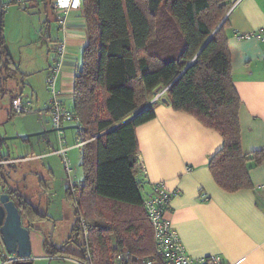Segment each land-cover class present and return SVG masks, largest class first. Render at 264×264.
I'll return each instance as SVG.
<instances>
[{"label": "trees", "instance_id": "obj_1", "mask_svg": "<svg viewBox=\"0 0 264 264\" xmlns=\"http://www.w3.org/2000/svg\"><path fill=\"white\" fill-rule=\"evenodd\" d=\"M39 1L48 6L47 0ZM81 2L88 42L69 110L80 123L84 180L78 185L79 193L69 192V198L77 218L84 217L88 235L80 242L75 226L72 239L79 244V253L66 244H48L46 251L77 257L86 264H116L121 249L136 257L155 253L154 230L141 194L136 128L156 117L157 102L145 107L156 89L164 90L161 100L167 98L174 110L194 115L221 134L223 145L210 157L209 167L223 190L254 187L249 163L262 164L264 149L244 153L241 146L240 98L227 37L228 0ZM58 42L63 41L55 45ZM18 74L20 69L8 53L2 18L0 100L8 79ZM11 158L0 153V160ZM6 166L10 167L0 163V186L8 180L11 168ZM2 189L15 196L30 226L36 218H46L17 189L6 185Z\"/></svg>", "mask_w": 264, "mask_h": 264}, {"label": "crops", "instance_id": "obj_2", "mask_svg": "<svg viewBox=\"0 0 264 264\" xmlns=\"http://www.w3.org/2000/svg\"><path fill=\"white\" fill-rule=\"evenodd\" d=\"M228 2L230 27L227 29V37L232 57L233 82L240 98L241 146L244 153H252L264 149V42L255 38L240 39L238 35L264 27V0ZM13 5L18 7L14 8ZM47 5L45 6L43 1L37 4L36 0H24L21 5L15 3V0H2L3 35L8 53L20 69L17 76L21 75L22 84L25 85L20 93L12 96V100L20 97L23 102L30 104L32 110L29 112H36V115L21 118L28 119L21 128V136L26 140L24 146L27 149L23 150L22 155L16 156V152H12L8 145V154H3L2 147L7 143L0 134V153L3 155L14 153L11 158L14 161L9 162V165L18 162L19 159L23 162H33L50 155H60L66 166L69 163L67 152L74 147L82 148L83 145L66 144L65 153L55 152L54 149H59L60 142L57 146L49 137L47 141L49 143L46 145V140L44 142L41 137L42 128L39 123L44 128L47 124L53 125L50 112L53 97L49 92L48 97L44 99L34 92L31 95H24L29 83L26 79L33 68L24 65L28 62L25 60L23 64L22 57L16 56L15 53L20 49L26 57L29 54L34 56L36 50L31 48L32 33L37 35V32L31 12L44 6L46 10L52 12L46 14L43 19L44 30L49 32L51 39L47 45L48 62L46 66L43 65L46 73L45 84L47 82V87V79L59 63L55 42L62 40L66 45V51L60 70L56 74L55 90L61 102L68 109L73 108L75 76L81 64L83 49L88 42L86 18L82 8L72 9L67 14V24L62 30L60 18L63 13L58 14L53 10L50 0H47ZM12 100L8 106L9 115L7 116L5 111L2 113V123L5 120L6 122L15 120L16 123L19 119L12 117L16 114L12 109ZM157 103L156 117L136 128L138 160L143 161L147 170L140 178L143 199L152 193L153 185L157 182H163L168 189L176 191L165 212V218L173 224L190 255L202 257L218 254L226 264H264V161L260 165H255L254 161L249 163V174L254 187L236 192L223 190L209 167L210 157L223 145L221 134L206 127L194 115L174 110L169 101L165 103L160 100ZM30 116L33 119L29 120ZM67 121L71 122L61 121V130H64L63 124ZM77 123L79 127V121ZM78 134L79 130L77 137L80 135ZM33 139L37 140V145H31ZM43 148L46 149L42 151ZM49 168L52 171V168ZM7 181L10 188L17 189L15 185L17 180L15 178L11 180L10 171ZM82 182L83 180L73 184L71 181L66 185L68 198L69 192L75 196L79 193L78 185ZM7 183L3 182L2 186ZM7 192L10 194L8 190ZM17 192L28 200L25 193L18 189ZM37 209L42 213L39 208ZM73 209L75 221L69 235L71 239L74 237L78 219L74 206ZM44 215L50 221L53 219L49 214ZM28 220L25 218L24 222L31 231L32 264H86L77 257L47 253L48 244L64 246L66 242L57 244L50 241L49 225L41 223L46 221V218H36L31 226L27 223ZM74 253H79V249L74 250Z\"/></svg>", "mask_w": 264, "mask_h": 264}, {"label": "rangeland", "instance_id": "obj_3", "mask_svg": "<svg viewBox=\"0 0 264 264\" xmlns=\"http://www.w3.org/2000/svg\"><path fill=\"white\" fill-rule=\"evenodd\" d=\"M12 7L15 8L18 6L13 5ZM51 13L52 12L50 10H46L44 6H40V8H37L33 12H31V17H33L35 21L37 32V35H33L34 33H32L33 42H31V48H34L36 50L34 56L29 54V56L26 57L24 53H21L20 49H18V51L15 53L16 56L22 57L23 64L25 60L28 62L24 65H28L30 68H33V71L26 79L29 83L25 88L24 95H31V93L34 92L35 95H37L41 99L48 97L49 93L53 97V93L46 87L47 82L45 84L46 73L44 69L48 62L47 53L49 51V48L47 45L51 42V39L49 38V32L44 30L43 19L46 14ZM22 82L23 78H21V75L8 79V81L6 82L7 91L5 92V96L2 97L0 102V134L5 138L7 143L2 147L3 154H8L7 145L12 152H16V156L22 155L23 150H27L24 146L26 140H23L22 138L24 137L21 136V128H23L25 123H27L28 119L21 118L32 114L36 115V112H15L16 114L12 117L13 119L19 118L17 119L16 123L15 120H13L12 122H6V120L3 123L1 122L2 113H4V111L5 113H7V116L9 115L10 109L8 108V106L11 103L12 96L20 93V91L24 88L25 85L22 84ZM154 93L155 94L149 104L152 102L160 101L164 90L158 88L154 91ZM104 115L105 114L102 112L101 116L103 117ZM31 119H33L32 116L29 117V120ZM39 125L42 128L41 137H43V141L45 142L46 140L47 142L49 137L53 144L57 145V143L59 142V134L57 128L53 127L51 123L47 124L45 128L40 123ZM63 128L64 130L62 129V131L67 140L66 144L69 145L78 142L76 136L78 131V123L76 120H71V122L67 121L63 124ZM32 142L33 143L31 145L38 144L37 140L34 141L33 139ZM48 143L49 142L45 144L47 145ZM45 149L46 148H43L42 151ZM83 152V147H74V149L69 150L67 152L69 161L68 165H66L67 168L60 155H50L41 160L39 159L33 162H23L21 161V159H19V161L17 160L18 162L13 163L12 165H10V167L6 166V168H11V180L13 181V178L17 180V183L15 184L17 189L22 193H25L26 198L29 200V202L33 203L37 208H39L40 212L49 214L53 218L50 221L48 220V217H46L47 220L41 222L43 225H49L48 236H50V241L53 243L56 242L57 244L66 242L68 250L77 251L78 249H80L79 244L73 239L71 240V236L69 237L75 221V213L73 205L71 204V201L66 194V185H68L71 181L73 182V184H76V182L80 183L81 180H84V167L82 165ZM49 167L52 168V171ZM1 189L2 188H0V190ZM79 241H83L82 234L79 235Z\"/></svg>", "mask_w": 264, "mask_h": 264}, {"label": "built area", "instance_id": "obj_4", "mask_svg": "<svg viewBox=\"0 0 264 264\" xmlns=\"http://www.w3.org/2000/svg\"><path fill=\"white\" fill-rule=\"evenodd\" d=\"M37 1V0H36ZM17 4H23L24 0H15ZM53 10L58 14L63 13L60 22L63 27L67 24V14L72 9L82 8L81 0H50ZM240 39L255 38L264 42V27L251 31L239 33ZM56 51L60 56L59 63L51 75L48 77V87L54 95V100L50 112L52 115V123L59 132V149H54L55 152L65 153L67 142L63 131L60 129L62 120H77L74 113L62 104L61 99L56 96L55 82L56 74L60 70L61 61L66 51L64 42L56 44ZM29 104H24L22 98L16 97L12 100V109L16 113L29 112ZM80 131V128H79ZM76 145L83 144L79 137ZM12 159L0 160L2 164L13 162ZM140 175L146 174L145 164L142 160H138ZM152 193L144 199V207L152 224L155 239V253L149 257H136L128 249H121L116 257V264H226L223 258L218 254H212L202 257H194L190 255L186 246L182 242L177 230L173 224L165 218V212L168 208L172 196L176 193L175 190L168 189L163 182H157L153 185ZM76 228L83 237L88 235V225L83 216H79L76 221ZM27 258L19 257L16 253L8 252L0 234V264H18Z\"/></svg>", "mask_w": 264, "mask_h": 264}, {"label": "water", "instance_id": "obj_5", "mask_svg": "<svg viewBox=\"0 0 264 264\" xmlns=\"http://www.w3.org/2000/svg\"><path fill=\"white\" fill-rule=\"evenodd\" d=\"M1 26L2 0H0V30ZM162 101L168 103L167 98H163ZM6 187L10 188L9 183L6 184ZM29 228L25 225L22 211L18 207L15 197L7 191L0 192V234L4 245L8 252L27 258L18 264H32V242Z\"/></svg>", "mask_w": 264, "mask_h": 264}]
</instances>
